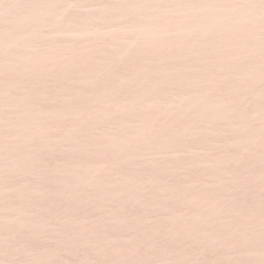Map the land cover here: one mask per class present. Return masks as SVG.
Listing matches in <instances>:
<instances>
[{
	"label": "rangeland",
	"instance_id": "obj_1",
	"mask_svg": "<svg viewBox=\"0 0 264 264\" xmlns=\"http://www.w3.org/2000/svg\"><path fill=\"white\" fill-rule=\"evenodd\" d=\"M0 264H264V0H0Z\"/></svg>",
	"mask_w": 264,
	"mask_h": 264
}]
</instances>
